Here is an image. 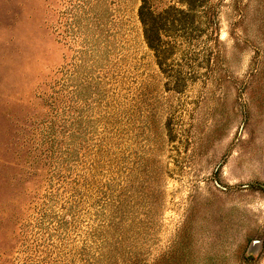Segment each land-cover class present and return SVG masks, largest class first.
I'll return each mask as SVG.
<instances>
[{
    "label": "rangeland",
    "instance_id": "obj_1",
    "mask_svg": "<svg viewBox=\"0 0 264 264\" xmlns=\"http://www.w3.org/2000/svg\"><path fill=\"white\" fill-rule=\"evenodd\" d=\"M199 1L156 56L141 0H0V264H264V0Z\"/></svg>",
    "mask_w": 264,
    "mask_h": 264
},
{
    "label": "trees",
    "instance_id": "obj_2",
    "mask_svg": "<svg viewBox=\"0 0 264 264\" xmlns=\"http://www.w3.org/2000/svg\"><path fill=\"white\" fill-rule=\"evenodd\" d=\"M153 2L154 0H141L138 18L148 47L156 53V56L166 55L173 48L166 39L171 37L172 40H185L193 30H198L194 17L198 12L200 1L176 0L160 11L155 10Z\"/></svg>",
    "mask_w": 264,
    "mask_h": 264
}]
</instances>
